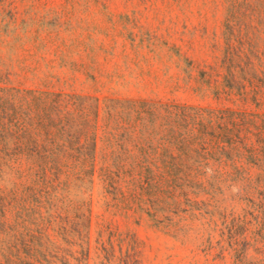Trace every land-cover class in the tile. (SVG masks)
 I'll return each mask as SVG.
<instances>
[{"label":"rangeland","instance_id":"obj_1","mask_svg":"<svg viewBox=\"0 0 264 264\" xmlns=\"http://www.w3.org/2000/svg\"><path fill=\"white\" fill-rule=\"evenodd\" d=\"M120 254L264 264V0H0V264Z\"/></svg>","mask_w":264,"mask_h":264},{"label":"trees","instance_id":"obj_2","mask_svg":"<svg viewBox=\"0 0 264 264\" xmlns=\"http://www.w3.org/2000/svg\"><path fill=\"white\" fill-rule=\"evenodd\" d=\"M78 155H79V157H84V156H88L89 155L92 158L93 155H94V146L91 149V151L89 152V154H86V153H78ZM50 159L52 160V163L55 164V161H53L54 160V156H51ZM93 172H94L93 165L88 166L86 164H79L78 167H77V174L81 175L82 177H91L92 174H93ZM102 250L105 251L106 253L108 252L104 247H103ZM52 258H54L55 261L58 260L57 257H52ZM42 262H44V264H50L49 262L44 261V259L42 261L40 259L39 260H36L34 264H43ZM81 262H84V259ZM108 263H109V261H108ZM79 264H82V263H79ZM118 264H128V257L125 256V255L123 256L122 254H120V257L118 258Z\"/></svg>","mask_w":264,"mask_h":264},{"label":"clouds","instance_id":"obj_3","mask_svg":"<svg viewBox=\"0 0 264 264\" xmlns=\"http://www.w3.org/2000/svg\"><path fill=\"white\" fill-rule=\"evenodd\" d=\"M234 191H235V189H234Z\"/></svg>","mask_w":264,"mask_h":264}]
</instances>
